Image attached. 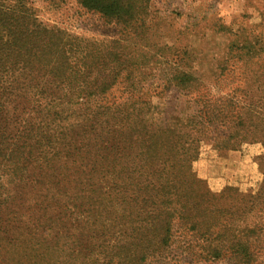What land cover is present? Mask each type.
<instances>
[{
  "label": "trees",
  "instance_id": "obj_1",
  "mask_svg": "<svg viewBox=\"0 0 264 264\" xmlns=\"http://www.w3.org/2000/svg\"><path fill=\"white\" fill-rule=\"evenodd\" d=\"M75 1L101 21L104 40L44 25L32 0H0V208L27 166L51 171L81 152L92 156L86 162L98 182L108 179L122 202L140 208H128L127 229H97L67 260L42 261L41 238L29 264H264V225L248 222L257 207L264 216V181L255 194L231 187L213 194L191 170L203 143L224 151L264 146V116L237 97L249 94L245 70L260 54L230 45L219 78L206 84L190 73L195 61L179 37L151 33L149 0ZM171 88L196 107L183 135L141 119ZM76 106L94 111L82 126L63 128V114ZM36 229L42 237L53 231Z\"/></svg>",
  "mask_w": 264,
  "mask_h": 264
},
{
  "label": "rangeland",
  "instance_id": "obj_2",
  "mask_svg": "<svg viewBox=\"0 0 264 264\" xmlns=\"http://www.w3.org/2000/svg\"><path fill=\"white\" fill-rule=\"evenodd\" d=\"M32 1L38 19L44 25L84 39L104 40L101 32L105 29L101 21L85 14L75 0H64L59 4ZM148 13L152 20L151 33L179 37L195 61V68L190 73L206 84L219 78L221 63L230 56V45L256 50L260 56L253 57L245 70L250 92L237 97L245 100V104H251L254 113L264 116V60L261 58L264 56V0H149ZM218 26L224 36L220 34L221 30L217 31ZM93 111L81 112L74 107L63 114V128L70 123L82 126V121ZM195 114L194 103L171 88L163 96L152 98L146 112L144 110L140 116L143 123L154 130H170L183 135L186 121ZM75 142L80 146L84 141ZM91 158L81 152L72 159L56 160L51 171L46 168L36 173L27 166V174L8 186L6 204L0 208V264H29L34 255L32 248L42 239L46 241L42 261L67 260L69 250L76 243L88 245L94 242L97 229L104 226L114 231L119 227L128 228L123 226L128 208H140V205L130 203L126 197L121 204L120 195L109 189L108 179L98 182L97 175L90 171L86 162ZM262 160L264 146L259 142L244 144L237 151L217 150L203 143L191 170L213 194L226 187L241 194H255L264 181L261 171L264 166L260 168ZM32 171L35 174H31ZM261 215L257 207L249 216V224L264 225ZM50 226L53 231L45 237L36 229L43 228L46 233ZM15 240L18 249L12 247ZM98 240L97 237L95 242Z\"/></svg>",
  "mask_w": 264,
  "mask_h": 264
}]
</instances>
